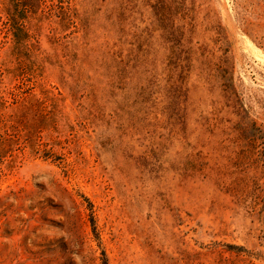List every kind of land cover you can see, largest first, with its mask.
<instances>
[{"label":"rangeland","instance_id":"rangeland-1","mask_svg":"<svg viewBox=\"0 0 264 264\" xmlns=\"http://www.w3.org/2000/svg\"><path fill=\"white\" fill-rule=\"evenodd\" d=\"M0 264H264V0H0Z\"/></svg>","mask_w":264,"mask_h":264}]
</instances>
